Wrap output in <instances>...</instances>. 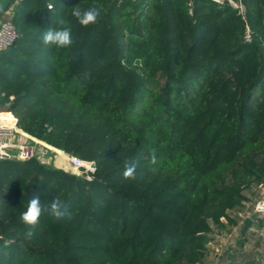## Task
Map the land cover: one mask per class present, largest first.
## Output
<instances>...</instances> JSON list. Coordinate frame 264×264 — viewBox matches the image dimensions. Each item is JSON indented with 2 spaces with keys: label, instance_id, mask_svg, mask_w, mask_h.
I'll return each mask as SVG.
<instances>
[{
  "label": "trees",
  "instance_id": "trees-1",
  "mask_svg": "<svg viewBox=\"0 0 264 264\" xmlns=\"http://www.w3.org/2000/svg\"><path fill=\"white\" fill-rule=\"evenodd\" d=\"M243 2L246 18L213 0L15 4L0 121L96 171L2 160L0 264H201L212 226H238L247 191L264 186V0ZM76 4L99 7L97 23L79 25ZM61 18L72 46L42 43ZM129 162L135 180L122 178ZM37 194L67 214H43L27 238L20 215Z\"/></svg>",
  "mask_w": 264,
  "mask_h": 264
},
{
  "label": "rangeland",
  "instance_id": "rangeland-1",
  "mask_svg": "<svg viewBox=\"0 0 264 264\" xmlns=\"http://www.w3.org/2000/svg\"><path fill=\"white\" fill-rule=\"evenodd\" d=\"M0 124L12 126V121H0ZM31 143L34 144L33 141ZM35 144H37L39 150L45 153V162L47 161L48 164L57 168L56 164L60 157L59 165L65 169H69V166H67L69 157L64 154L62 156L55 154L54 151L37 142ZM247 196L249 201L245 204L243 215H238V226L231 227L228 222H225L227 227L223 229L216 228L214 225L212 226V232L210 233L211 242L205 251V258L201 264H228L232 260H235L236 263L240 262L239 264H264V228L258 231L255 226L254 229L249 230V242L245 247H241L238 243L241 238L240 227L248 218L246 217L243 220V217L251 214L256 202L264 196V186L247 191ZM232 216L237 217L236 214H232ZM253 217L255 218L256 216ZM257 219L264 220V217ZM230 257H233L232 260Z\"/></svg>",
  "mask_w": 264,
  "mask_h": 264
},
{
  "label": "built area",
  "instance_id": "built-area-1",
  "mask_svg": "<svg viewBox=\"0 0 264 264\" xmlns=\"http://www.w3.org/2000/svg\"><path fill=\"white\" fill-rule=\"evenodd\" d=\"M18 1L20 0H16L13 6L0 17V53L10 48L19 37L15 25L12 22V10ZM213 1L220 5H223L225 3L230 4L234 9L238 11L239 15H241L243 18H246V7L244 5L243 0H213ZM245 41L247 42L252 41L251 32L248 27L246 31ZM11 116L15 122L14 127L0 124V162L2 160H13V159L26 161L33 158H37L42 163L48 164L47 161L45 162L44 160L45 153L38 149L37 144H35L33 138L17 131V127H18L17 119L13 115ZM31 141H33L34 144L31 143ZM68 156H69V160H68L69 164L72 167L77 168V170L79 171L78 174L71 171H68V173H72L77 176L91 180L92 174H94L96 171V164L94 162L83 161L75 156H71V155ZM261 202H264V196L256 202V204L254 205L253 212L243 217V220H245L246 217L251 218L253 220V225L251 229H254L256 221L258 220L257 218L264 217V212H258L256 210L257 204ZM239 215L241 216L243 214L241 213ZM253 216L256 217L254 218Z\"/></svg>",
  "mask_w": 264,
  "mask_h": 264
},
{
  "label": "clouds",
  "instance_id": "clouds-1",
  "mask_svg": "<svg viewBox=\"0 0 264 264\" xmlns=\"http://www.w3.org/2000/svg\"><path fill=\"white\" fill-rule=\"evenodd\" d=\"M76 4L71 7V15L82 27H88L97 23L101 16V9L96 6H91L82 10ZM52 5L48 6L51 10ZM58 27L44 30L41 40L44 44H51L57 48H69L73 44L72 28L69 21L66 19H59L57 22ZM158 162V156L156 150L153 149L150 154V163L156 165ZM137 171V163L129 162L123 173L122 178L124 180H135ZM66 206L62 203L60 198H54L48 204H42L40 195H34L27 204L26 210L20 215L21 222L28 226L25 236L31 238L34 235L36 226L39 224L40 218L43 214L47 213L50 217L60 220L67 214L65 210ZM258 212H264V202L257 204Z\"/></svg>",
  "mask_w": 264,
  "mask_h": 264
},
{
  "label": "water",
  "instance_id": "water-1",
  "mask_svg": "<svg viewBox=\"0 0 264 264\" xmlns=\"http://www.w3.org/2000/svg\"><path fill=\"white\" fill-rule=\"evenodd\" d=\"M15 1L16 0H0V17L13 6ZM19 130H21V129H19ZM57 169H60V168H57ZM61 170H63V169H61ZM64 171L68 172L66 170H64ZM252 225H253V220L251 218H247L244 221V223L240 227L241 238H243L246 235V233L251 229Z\"/></svg>",
  "mask_w": 264,
  "mask_h": 264
},
{
  "label": "bare ground",
  "instance_id": "bare-ground-1",
  "mask_svg": "<svg viewBox=\"0 0 264 264\" xmlns=\"http://www.w3.org/2000/svg\"><path fill=\"white\" fill-rule=\"evenodd\" d=\"M17 131H18V130H17ZM37 143L42 144L43 146H45V147L48 148L49 150L54 151L55 154H58V155H60V156H62V154H63V153H61V152L55 150L54 148H52V147H50V146H48V145H46V144H44V143H41V142H37ZM59 162H60V157H59V161H58V163H57L56 165L59 166ZM67 166H69V169H71V170H73V169L75 168V167H72V166L69 164L68 161H67ZM56 167H57V166H56ZM75 169H77V168H75ZM78 172H79V171H78Z\"/></svg>",
  "mask_w": 264,
  "mask_h": 264
},
{
  "label": "crops",
  "instance_id": "crops-1",
  "mask_svg": "<svg viewBox=\"0 0 264 264\" xmlns=\"http://www.w3.org/2000/svg\"><path fill=\"white\" fill-rule=\"evenodd\" d=\"M28 136V135H27ZM30 136V135H29ZM258 231H261V230H258Z\"/></svg>",
  "mask_w": 264,
  "mask_h": 264
}]
</instances>
